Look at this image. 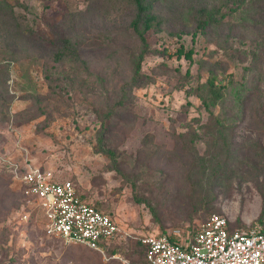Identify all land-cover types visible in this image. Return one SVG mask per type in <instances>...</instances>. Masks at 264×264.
I'll return each instance as SVG.
<instances>
[{
	"label": "rangeland",
	"instance_id": "rangeland-1",
	"mask_svg": "<svg viewBox=\"0 0 264 264\" xmlns=\"http://www.w3.org/2000/svg\"><path fill=\"white\" fill-rule=\"evenodd\" d=\"M155 11L133 82V0H0V264H146L142 235L186 237L212 213L259 224L264 0ZM13 164L71 180L111 214L105 254L45 235L36 213L25 224Z\"/></svg>",
	"mask_w": 264,
	"mask_h": 264
},
{
	"label": "built area",
	"instance_id": "built-area-1",
	"mask_svg": "<svg viewBox=\"0 0 264 264\" xmlns=\"http://www.w3.org/2000/svg\"><path fill=\"white\" fill-rule=\"evenodd\" d=\"M13 179L25 198L22 220L41 216L44 233L104 254L119 227L108 213L82 201L71 180L57 181L51 170L14 164ZM226 217L212 213L192 235L155 233L139 238L150 264H264V232L258 227L228 229ZM174 237L175 239H172Z\"/></svg>",
	"mask_w": 264,
	"mask_h": 264
},
{
	"label": "trees",
	"instance_id": "trees-1",
	"mask_svg": "<svg viewBox=\"0 0 264 264\" xmlns=\"http://www.w3.org/2000/svg\"><path fill=\"white\" fill-rule=\"evenodd\" d=\"M162 1L163 0H133V3L135 5V17L133 18L131 23H132V27H133L134 31L138 34V37H139V40H140V43L142 46V49L137 56V61L135 64L133 82H135L137 80V75H138L140 67H141V62L143 60L144 55L148 52V43H147V39H146L144 34L147 30L152 28L154 26V24L158 25L159 23H161V21L159 20V17H161V15L155 11V7L157 6V4L159 5ZM181 52H182V47L180 50H178L177 55H181ZM60 55H61V53H59L57 56L59 57ZM186 56L189 57L190 52H188L186 54ZM14 167H15V165L13 164V165H10L9 169H8V174H9V179L11 181V185H13L15 183V180L13 179V173H12V170L14 169ZM246 172H248V171H246ZM57 181H60V180H57ZM17 190L19 191L20 196L22 197L23 202H24L25 198L23 196L21 188H17ZM79 196L82 199V201H84L85 203H87L89 205H92L96 210L101 211V212H105V211L101 210L100 208H98L95 204L87 201L81 194H79ZM105 213H107V212H105ZM109 215L112 218H114L111 214H109ZM210 215H208L204 220H206ZM31 216H33V211L31 212ZM30 220H31V217H30ZM257 221L259 224H263L264 212L260 213ZM29 223H30L29 220L25 222V224H29ZM227 224H228V229L232 230L229 222ZM259 224H255V225H252L249 227H256V225H257L258 228L260 229V231L264 232L263 228ZM247 228H245V229H247ZM197 229H198V227H196L191 232V234L189 236H192L197 231ZM240 229H243V228H240ZM158 233L163 234L162 232H158ZM141 237H144V235L140 236L139 238H141ZM54 238H57V237H54ZM57 239L62 240L61 238H57ZM172 239H175V238L172 237ZM111 242H113V241H111ZM111 242L107 244L104 252H106L108 250ZM138 243L141 245V247L143 248V251H144V262L146 264H150L146 258V250H147L146 245L143 244L140 239H138ZM83 246L88 248L85 245H83ZM88 249H90V248H88ZM90 250H94V249H90ZM94 251L99 252L97 250H94Z\"/></svg>",
	"mask_w": 264,
	"mask_h": 264
}]
</instances>
